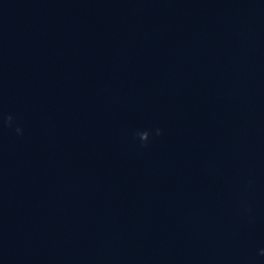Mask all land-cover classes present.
<instances>
[{"label":"water","instance_id":"95a60500","mask_svg":"<svg viewBox=\"0 0 264 264\" xmlns=\"http://www.w3.org/2000/svg\"><path fill=\"white\" fill-rule=\"evenodd\" d=\"M262 37L264 0H0V177L142 115Z\"/></svg>","mask_w":264,"mask_h":264},{"label":"clouds","instance_id":"9594fccd","mask_svg":"<svg viewBox=\"0 0 264 264\" xmlns=\"http://www.w3.org/2000/svg\"><path fill=\"white\" fill-rule=\"evenodd\" d=\"M8 119L9 121H11V117H9ZM157 135H159V129H157ZM139 136L142 141H147L149 133L147 131H144V132L139 133Z\"/></svg>","mask_w":264,"mask_h":264}]
</instances>
